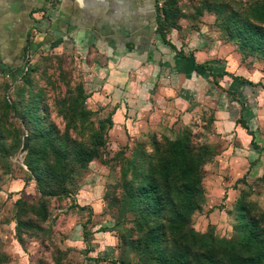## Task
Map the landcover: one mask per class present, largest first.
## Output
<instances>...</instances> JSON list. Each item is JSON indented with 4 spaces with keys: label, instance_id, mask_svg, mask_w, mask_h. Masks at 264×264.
I'll use <instances>...</instances> for the list:
<instances>
[{
    "label": "rangeland",
    "instance_id": "374dc122",
    "mask_svg": "<svg viewBox=\"0 0 264 264\" xmlns=\"http://www.w3.org/2000/svg\"><path fill=\"white\" fill-rule=\"evenodd\" d=\"M261 1L166 0L158 4L160 32L170 51L184 59L193 51L186 49L187 33L177 39L175 30L199 35L201 45L245 44L250 50L239 63L248 76L253 68L264 71V61L240 30L247 31L246 20L264 28L250 11ZM259 44L264 49V38ZM93 56L75 49L27 51L18 67L0 69V264L226 263L232 244L242 254L238 243L248 226L264 229V174L249 177L247 165L235 173L236 164L229 163L230 156L242 154L227 151L225 95L236 94L210 72L216 55L193 61L204 75L200 87L179 83L176 72H169L170 85L156 78L159 72L153 80L138 78L139 69L130 64L145 65V53L115 62L110 80L107 60L94 57L105 64L94 70ZM252 81L246 82V101L257 99V85L264 87ZM46 128L65 135L58 143L67 151L83 145L89 159L77 164L72 152L66 160L55 159L41 142L39 130ZM25 135L28 149L21 152ZM180 138L197 161L201 182L193 207L172 219L182 196L179 180L162 189L174 207L167 203L161 215L135 204L129 185L135 187L149 164ZM36 157L42 188L65 193L41 195L26 164ZM133 168L138 175L130 179Z\"/></svg>",
    "mask_w": 264,
    "mask_h": 264
},
{
    "label": "crops",
    "instance_id": "0c3cea01",
    "mask_svg": "<svg viewBox=\"0 0 264 264\" xmlns=\"http://www.w3.org/2000/svg\"><path fill=\"white\" fill-rule=\"evenodd\" d=\"M159 3L165 5L166 0H0V69L18 67L27 51L61 52L75 49L94 55L90 64L94 70L102 65L96 63L94 57L101 61L107 60V70L112 69L109 79L112 80L116 77L114 71L119 66L118 63L114 64L115 62H127L132 53H145V65L135 62L130 64L139 69L135 76L153 80L159 72L156 78H159L163 85H170L169 72H176L175 78L180 80L179 83L188 81L196 87L204 80V75L193 61H196V58L202 61L211 60L214 54L215 67H212L211 73H214L216 79H222L221 82L236 94L235 99L230 94L225 95L226 107H230V110H225L228 130L226 133L231 141L227 151H241L242 154H237V160L230 156L229 163L232 166L236 164L235 173L247 165L245 172L249 177L263 175L264 87L259 82L264 84V71L253 68L252 73L247 76L244 73L246 66H241L245 63H239L241 54L235 46L223 49L222 46L201 45L199 35L192 31L172 32L177 39L187 33L189 43L188 47H185L193 51L192 57H178L170 51L156 30ZM148 54H152L154 58H150ZM140 70L143 74L139 73ZM222 71L227 74L215 75ZM231 74L235 78H232ZM238 76L247 80L243 82ZM253 76L259 77L254 79ZM248 80L258 81L259 90L257 95L255 94L257 99L249 96L246 101ZM220 100L218 104L223 101Z\"/></svg>",
    "mask_w": 264,
    "mask_h": 264
},
{
    "label": "trees",
    "instance_id": "16d2710c",
    "mask_svg": "<svg viewBox=\"0 0 264 264\" xmlns=\"http://www.w3.org/2000/svg\"><path fill=\"white\" fill-rule=\"evenodd\" d=\"M161 10L166 11L167 8H165L164 6V8H162ZM251 10L253 11L252 15L264 24V0L259 2L256 7H250V11ZM161 14L163 15V13ZM157 15V32L164 40V35L160 32L161 29L159 20L161 19V17L159 13H157ZM244 24L245 28H247V31L240 30V35L243 37V39L250 40L255 43V55H257L261 60H264V49H262L259 44L260 40L264 38V28L254 25L250 20H246ZM235 48L242 56L249 53L250 50L245 44H236ZM224 74H227V72L222 71L215 75L223 76ZM237 78L244 81V78H242L241 76H238ZM36 122H39L38 119H36ZM245 128H247V126H245ZM40 131L42 132L41 142L50 150L55 159L66 160L69 153L72 151L71 149L70 151H67L58 143L59 140H62L65 135L60 134L58 131L54 132L50 128L39 130V132ZM250 134H252L251 131ZM252 144L255 145V142L252 141ZM80 146L81 145H77V148H75L72 152L73 160L77 164L83 165V163L89 159L91 154H88L85 151L83 145L81 147ZM188 151L189 148L185 139L180 138L176 141H172L168 149V154L164 157H160L155 165H152L150 163L147 168V173H145L141 177H138L139 181L137 182V185L135 187L131 184L129 185V188H131L132 191L131 195L134 194L133 202L138 205H140V203L145 204L151 212L157 215H161L163 210L167 208V203L172 204L174 207V203L169 197V194L162 192V189L164 190V188L169 187V183L172 179L179 180L181 182L182 196L179 201V205L174 207L176 209L174 211V215L171 218L174 219L175 217H184V213L186 212V210L191 209L194 205L192 195L198 194L196 193V189H200L199 186L201 182L198 174L197 161L190 157ZM26 164L30 171L36 174L34 178L36 181V185L40 190H42L40 191L41 195L50 196L66 192L65 188L60 191L44 190L42 188V179L39 176L40 168L38 167V157L34 159H28ZM136 175H138L137 170L133 168L131 171L130 179L132 177H136ZM156 176H159L160 181L158 179H155ZM157 243L155 245H157ZM238 244L242 247V254L236 253V246L235 244H232L229 248V251L227 252L226 263L214 261L213 259H211V264H264V229L259 231L256 223H251L248 226V231L244 237V240L242 241V243ZM180 260L181 262H186L185 253L183 251L182 255L180 256ZM169 262L174 264V261L172 259Z\"/></svg>",
    "mask_w": 264,
    "mask_h": 264
},
{
    "label": "water",
    "instance_id": "95a60500",
    "mask_svg": "<svg viewBox=\"0 0 264 264\" xmlns=\"http://www.w3.org/2000/svg\"><path fill=\"white\" fill-rule=\"evenodd\" d=\"M28 142H29L28 135H25L23 138L22 147L20 149L21 152H24L28 149Z\"/></svg>",
    "mask_w": 264,
    "mask_h": 264
}]
</instances>
